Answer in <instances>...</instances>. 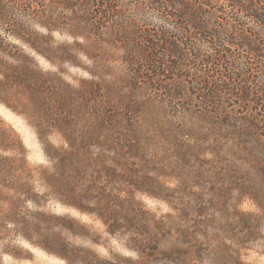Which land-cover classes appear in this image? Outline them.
Listing matches in <instances>:
<instances>
[{
  "label": "rangeland",
  "instance_id": "1",
  "mask_svg": "<svg viewBox=\"0 0 264 264\" xmlns=\"http://www.w3.org/2000/svg\"><path fill=\"white\" fill-rule=\"evenodd\" d=\"M61 25L2 55L0 264H264L263 136L133 93L107 32Z\"/></svg>",
  "mask_w": 264,
  "mask_h": 264
},
{
  "label": "trees",
  "instance_id": "2",
  "mask_svg": "<svg viewBox=\"0 0 264 264\" xmlns=\"http://www.w3.org/2000/svg\"><path fill=\"white\" fill-rule=\"evenodd\" d=\"M70 19L111 36L133 93L145 86L173 112L223 116L232 133L242 119L256 133L243 143L264 139V0H0V64L20 54L10 37L31 42L34 23ZM235 103L252 115L226 113Z\"/></svg>",
  "mask_w": 264,
  "mask_h": 264
}]
</instances>
